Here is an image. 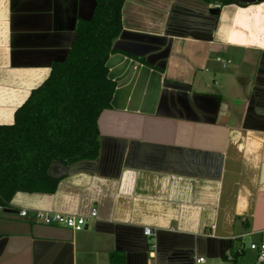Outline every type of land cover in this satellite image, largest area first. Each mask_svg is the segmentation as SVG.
<instances>
[{
    "label": "crops",
    "instance_id": "1",
    "mask_svg": "<svg viewBox=\"0 0 264 264\" xmlns=\"http://www.w3.org/2000/svg\"><path fill=\"white\" fill-rule=\"evenodd\" d=\"M94 3L0 0V126L67 59ZM121 25L97 158L54 162L51 193L13 197L18 213H0V264H255L249 246L264 243V0H124ZM93 210L78 232L34 219Z\"/></svg>",
    "mask_w": 264,
    "mask_h": 264
},
{
    "label": "trees",
    "instance_id": "2",
    "mask_svg": "<svg viewBox=\"0 0 264 264\" xmlns=\"http://www.w3.org/2000/svg\"><path fill=\"white\" fill-rule=\"evenodd\" d=\"M95 2L91 19L78 23L67 59L51 68L13 123L0 126V213L18 193H51L57 183L48 175L52 163L71 166L98 156L97 120L115 90L106 62L116 53L112 42L122 30L124 0Z\"/></svg>",
    "mask_w": 264,
    "mask_h": 264
},
{
    "label": "built area",
    "instance_id": "3",
    "mask_svg": "<svg viewBox=\"0 0 264 264\" xmlns=\"http://www.w3.org/2000/svg\"><path fill=\"white\" fill-rule=\"evenodd\" d=\"M21 217H26L28 215L27 211H21L19 213ZM96 217V211L93 210L90 214L89 218H83L78 216H70V215H64L59 213H51V212H35L34 219L38 223H41L45 226H58L63 227L66 229H70L74 232H78L83 230L87 226L88 219L95 218ZM143 234L148 239H152L154 237V232L150 228H145L143 230ZM151 251L154 248L153 241L149 244ZM250 250L255 252L256 254V260L255 264H264V243H253L249 246ZM203 260L199 259L197 260V263H202Z\"/></svg>",
    "mask_w": 264,
    "mask_h": 264
},
{
    "label": "water",
    "instance_id": "4",
    "mask_svg": "<svg viewBox=\"0 0 264 264\" xmlns=\"http://www.w3.org/2000/svg\"><path fill=\"white\" fill-rule=\"evenodd\" d=\"M95 6H96V2L94 3V8H95ZM94 11V10H93ZM218 12H219V10H218V8H212V9H210L209 10V14H211V15H213V16H216L217 14H218ZM93 15V14H92ZM90 20V19H89ZM89 20H86V21H89ZM76 37H77V35H76ZM76 37H75V39H76ZM58 165H60V166H63V167H65V168H67L65 165H61L60 163H57ZM48 175H49V177L50 178H52V179H55V178H53V176L50 174V171H48ZM3 213H6V214H17L18 213V211H16V210H14V209H9V208H7V209H3ZM146 239H148L147 237H145ZM148 246V245H147ZM147 250H148V247H147Z\"/></svg>",
    "mask_w": 264,
    "mask_h": 264
}]
</instances>
